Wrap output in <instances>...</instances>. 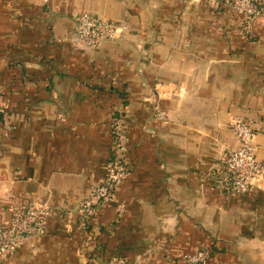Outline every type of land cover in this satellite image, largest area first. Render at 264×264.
I'll return each instance as SVG.
<instances>
[{"label":"crops","instance_id":"0c3cea01","mask_svg":"<svg viewBox=\"0 0 264 264\" xmlns=\"http://www.w3.org/2000/svg\"><path fill=\"white\" fill-rule=\"evenodd\" d=\"M228 2L0 0V223L14 206L49 208L44 234L4 264H184L202 248L206 264H264V177L243 195L218 187L234 120L264 164V24ZM81 13L128 32L86 50ZM115 116L129 173L83 221Z\"/></svg>","mask_w":264,"mask_h":264},{"label":"built area","instance_id":"2783aa9c","mask_svg":"<svg viewBox=\"0 0 264 264\" xmlns=\"http://www.w3.org/2000/svg\"><path fill=\"white\" fill-rule=\"evenodd\" d=\"M228 5L244 17L248 25L256 20L264 24V2L262 0H230ZM76 44L86 50H94L101 42L121 39L128 32L124 22L98 19L81 13L76 19ZM2 112L0 104V113ZM154 117L162 120L165 113L154 106ZM236 139V145L226 150L218 168V187L232 195L251 192L255 182L264 177V164L256 154L253 128L249 123L234 120L230 124ZM112 151L106 164L104 178L92 185L80 205L83 221H89L98 209L108 206L113 200L114 192L129 173L126 163L128 151V134L125 123L120 116L111 122ZM49 208L44 204L38 207L14 206L10 219L0 223V264L11 258L22 245L39 238L45 232ZM211 252L202 248L193 253L182 255L184 264H206ZM104 264H140L123 257L111 256Z\"/></svg>","mask_w":264,"mask_h":264},{"label":"rangeland","instance_id":"374dc122","mask_svg":"<svg viewBox=\"0 0 264 264\" xmlns=\"http://www.w3.org/2000/svg\"><path fill=\"white\" fill-rule=\"evenodd\" d=\"M125 23V22H124ZM256 152H257V148H256ZM255 185H256V182H255ZM255 188V187H254Z\"/></svg>","mask_w":264,"mask_h":264}]
</instances>
